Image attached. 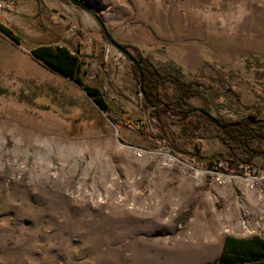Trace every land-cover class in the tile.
Instances as JSON below:
<instances>
[{
  "label": "rangeland",
  "instance_id": "374dc122",
  "mask_svg": "<svg viewBox=\"0 0 264 264\" xmlns=\"http://www.w3.org/2000/svg\"><path fill=\"white\" fill-rule=\"evenodd\" d=\"M85 1L118 42L139 46L159 66L168 57L156 38L169 10L194 14L196 36L204 40L210 14L235 10L238 0ZM239 1L245 13L252 0ZM36 2L19 0L0 17L23 43H0V84L13 89L0 95V264H220L226 237L250 236L237 224L243 212L235 189L216 188L209 198L203 180L194 178L201 182L197 190L184 189L178 178L164 183L161 162L134 156L128 145L148 148L163 136L139 101L135 65L90 12L65 0ZM50 42L81 54L85 80L123 110L116 121L82 85L33 57L32 47ZM221 68L234 74L242 102H264L262 71L248 68L242 56L191 72L211 75ZM163 90L174 94L172 85ZM191 104L201 101L193 97ZM141 122L145 130L137 128ZM245 264H264V258Z\"/></svg>",
  "mask_w": 264,
  "mask_h": 264
},
{
  "label": "trees",
  "instance_id": "16d2710c",
  "mask_svg": "<svg viewBox=\"0 0 264 264\" xmlns=\"http://www.w3.org/2000/svg\"><path fill=\"white\" fill-rule=\"evenodd\" d=\"M0 26L22 42L21 37L11 28L3 24ZM122 45L132 47L138 59H148L143 56V50L139 46ZM32 50L54 68L82 85L100 109L109 115L113 114L111 117L114 121L121 116L123 110L113 106L102 89L85 80L81 54L73 52L65 45L51 42L34 46ZM245 58L248 68L254 67L256 71H262L257 77H264L263 59L253 54ZM148 62L142 65L143 78L134 66L139 82L141 83L143 79L145 91L143 104L159 121L163 134L161 138H170L172 149L188 153L185 148H181L183 145L193 144L199 149L204 138L216 137L224 143L226 151L217 153L215 158L224 159L230 166L235 163L264 165V102L257 104L242 102L239 91L235 89L236 80L232 72L221 68L211 75L203 72L194 74L180 62L169 57L159 66L151 61ZM169 85L174 89L172 96L166 95L163 90ZM12 93L13 89L0 84V95L6 96ZM261 96L259 95L260 99ZM193 97L201 101L200 107L214 114L227 126L225 128L217 126L202 113L194 111L195 105L191 104ZM221 110H227L232 114L225 117L220 114ZM231 122H240V124L228 125ZM171 123L178 125L179 130H171L169 128ZM138 129L145 130V127ZM149 133L155 137L152 132ZM262 258H264V239L258 236L248 238L228 236L224 240L220 264H245Z\"/></svg>",
  "mask_w": 264,
  "mask_h": 264
},
{
  "label": "crops",
  "instance_id": "0c3cea01",
  "mask_svg": "<svg viewBox=\"0 0 264 264\" xmlns=\"http://www.w3.org/2000/svg\"><path fill=\"white\" fill-rule=\"evenodd\" d=\"M260 1H247L245 4L247 11L245 13L238 0L235 10L228 11V9L222 8V12L224 13L220 16L210 14L212 20L208 21L210 23L207 24L209 26L207 27L204 40L196 36L197 18L194 14L186 18L182 14H174L172 10H169L164 17L166 20L163 23V34L158 35L156 40L157 42L166 44V53L164 54L167 57L177 60L187 70L192 72L198 70L204 63H209V65L215 64L216 66L219 64L223 65L230 58L236 56L245 58V56L253 54L264 57V8L261 9ZM35 3H37L36 0ZM262 3L264 4V1ZM251 6L252 9L249 10ZM210 11L217 12L213 9ZM234 23L238 25L236 30L232 31L235 28ZM0 24L3 23L0 22ZM2 42L3 44L6 42L10 45L14 44L18 47H23L22 42L21 44H17L0 29V43ZM31 51H33L32 48ZM151 140L152 138H148V143ZM178 141L181 143L180 140ZM147 146L148 144L141 147L145 148ZM192 146L193 144L183 145L185 150L193 157H204L206 155L216 156L217 153L226 151L224 143L216 137H207L202 140L203 151L192 152ZM163 167H166V170L161 172L160 177L162 182L170 184L174 183L178 178L177 183L181 184L184 189L197 190L201 187V182L196 181L192 176L188 175L186 177L183 174L178 175L174 169L175 167ZM205 193L209 194L210 191L208 190ZM210 195L208 196L209 198H211ZM217 195L216 198H226L223 193H217ZM212 197L215 198V195H212Z\"/></svg>",
  "mask_w": 264,
  "mask_h": 264
},
{
  "label": "built area",
  "instance_id": "2783aa9c",
  "mask_svg": "<svg viewBox=\"0 0 264 264\" xmlns=\"http://www.w3.org/2000/svg\"><path fill=\"white\" fill-rule=\"evenodd\" d=\"M16 2L17 0H0V17L10 14ZM131 77L134 83L137 82L134 72L131 73ZM135 90L139 95V101L143 103L144 97L138 91V83ZM144 125H146L144 122L138 123L137 128L144 127ZM156 143L157 145L148 148L136 145L127 147L138 158L147 157L151 162H161L162 166H173L180 173L184 172L196 180H203V186L209 191L219 187L224 189L233 187L243 212L242 219L237 221V224L244 234L250 235L248 237L258 236L264 239V165L252 166L246 163H235L230 166L224 159H217L212 155L193 157L190 153L172 149L166 137L160 138ZM192 147V152L203 151L202 146L199 149L194 145ZM159 155L162 158H159ZM254 206L258 207L256 211L252 210ZM226 217L230 218L229 215Z\"/></svg>",
  "mask_w": 264,
  "mask_h": 264
},
{
  "label": "water",
  "instance_id": "95a60500",
  "mask_svg": "<svg viewBox=\"0 0 264 264\" xmlns=\"http://www.w3.org/2000/svg\"><path fill=\"white\" fill-rule=\"evenodd\" d=\"M69 2L73 3L74 5L81 7L83 9H85L86 11L90 12L93 16L96 17V19L98 20L100 26L102 27L104 34L107 38L108 41H110L111 43H113L114 45H116L118 48H120L122 51H124L129 58L131 59V61L133 62V64L136 66V68L138 69L141 77L143 78V70H142V65L144 64V62H148L147 59L143 60V59H138L135 55H133L126 47H124L120 42H118L111 34V32L108 30L103 18L101 15H99L97 12H95V10L93 8L90 7V4L85 1V0H68ZM0 29L2 31L5 32V34H7L12 40H14V42H16L17 44H21V41L18 40L16 37H14L13 35H11L10 33H8L6 30H4L3 28L0 27ZM32 54L34 55L35 58L39 59L40 61H42L45 65L53 68L54 70L60 72L61 74L65 75L63 72L57 70L56 68H54L52 65H50L48 62H46L44 59H42L41 57H39L34 51H32ZM140 91L144 94V85H143V79L141 80L140 83ZM194 111L200 112L202 113L205 117H207L208 119H210L213 123H215L217 126H221L223 128H225L227 125L223 124L216 116H214V114H212L211 112L207 111L206 109H204L203 107L200 106H195L193 108ZM240 122H231L228 125H239Z\"/></svg>",
  "mask_w": 264,
  "mask_h": 264
},
{
  "label": "flooded vegetation",
  "instance_id": "af4514ba",
  "mask_svg": "<svg viewBox=\"0 0 264 264\" xmlns=\"http://www.w3.org/2000/svg\"><path fill=\"white\" fill-rule=\"evenodd\" d=\"M65 1H66V0H65ZM67 1H68V0H67ZM67 3H69V1H68ZM70 3H71V2H70ZM90 7H91V6H90ZM147 60L150 61L149 59H147ZM145 63H149V62H146V61H145Z\"/></svg>",
  "mask_w": 264,
  "mask_h": 264
}]
</instances>
